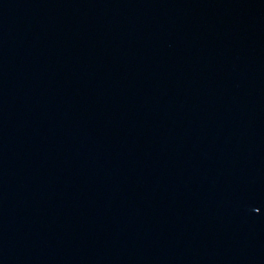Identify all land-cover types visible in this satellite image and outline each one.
<instances>
[{"label": "water", "instance_id": "95a60500", "mask_svg": "<svg viewBox=\"0 0 264 264\" xmlns=\"http://www.w3.org/2000/svg\"><path fill=\"white\" fill-rule=\"evenodd\" d=\"M0 264H264V0H0Z\"/></svg>", "mask_w": 264, "mask_h": 264}]
</instances>
